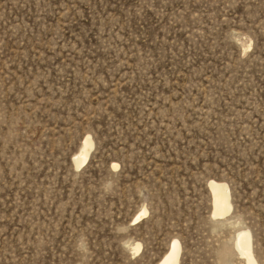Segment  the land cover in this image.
Here are the masks:
<instances>
[{
    "label": "rangeland",
    "instance_id": "1",
    "mask_svg": "<svg viewBox=\"0 0 264 264\" xmlns=\"http://www.w3.org/2000/svg\"><path fill=\"white\" fill-rule=\"evenodd\" d=\"M240 230L264 264V0H0V264H245Z\"/></svg>",
    "mask_w": 264,
    "mask_h": 264
},
{
    "label": "bare ground",
    "instance_id": "2",
    "mask_svg": "<svg viewBox=\"0 0 264 264\" xmlns=\"http://www.w3.org/2000/svg\"><path fill=\"white\" fill-rule=\"evenodd\" d=\"M93 148V140L87 137L82 145L80 154H77L74 160L76 167H81L89 159L90 152ZM210 189L213 196V218L219 219L226 217L231 209L230 192L227 184L223 182L210 181ZM146 210H143L140 215L137 216L136 220L146 215ZM234 247L239 255L244 258L245 264H258L253 247L251 233L248 230H240L235 238ZM141 249L140 245H135L132 250L134 253H138ZM180 252L181 246L179 241L175 240L172 242L169 250L159 261L158 264H180Z\"/></svg>",
    "mask_w": 264,
    "mask_h": 264
}]
</instances>
